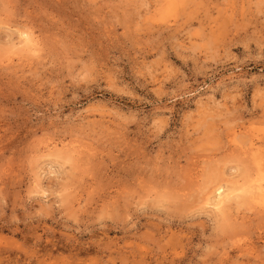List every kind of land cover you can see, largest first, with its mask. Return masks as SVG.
<instances>
[{
  "label": "rangeland",
  "instance_id": "1",
  "mask_svg": "<svg viewBox=\"0 0 264 264\" xmlns=\"http://www.w3.org/2000/svg\"><path fill=\"white\" fill-rule=\"evenodd\" d=\"M0 264H264V0H0Z\"/></svg>",
  "mask_w": 264,
  "mask_h": 264
},
{
  "label": "bare ground",
  "instance_id": "2",
  "mask_svg": "<svg viewBox=\"0 0 264 264\" xmlns=\"http://www.w3.org/2000/svg\"><path fill=\"white\" fill-rule=\"evenodd\" d=\"M20 35H22V34H20ZM22 38V37H21ZM30 43V42H29ZM226 183H228V182H226ZM238 184V183H237ZM215 185V184H214ZM240 185H242L241 183H240ZM248 185V184H247ZM246 185V186H247ZM237 186V185H236ZM260 186V185H259ZM239 187V186H238ZM223 188V187H222ZM247 188H245V190H246ZM219 190V189H218ZM223 190V189H222ZM232 191V190H231ZM230 190H229V192H231ZM218 194V193H217ZM237 194V193H236ZM242 194V193H241ZM246 194V193H245ZM256 194V193H255ZM239 195H240V192H239ZM253 195V194H252ZM232 196L234 197V195L232 194ZM217 197V196H216ZM215 197V198H216ZM231 197V196H230ZM230 197H226V195H223L222 193H220L219 194V196H218V198L216 199V204H214V205H216V206H222L224 203H225V200L226 199H228V198H230ZM240 197V196H239ZM248 197V196H247ZM232 198V197H231ZM230 198V199H231ZM211 199H212V197H211ZM235 199V198H234ZM238 199V198H237ZM242 199V198H241ZM256 199V198H255ZM215 200V199H214ZM229 200V199H228ZM249 200V199H248ZM250 200H251V198H250ZM231 201H233V200H231ZM213 202V201H212ZM246 202V201H245ZM239 203V202H238ZM224 206H225V204H224ZM223 206V207H224ZM240 206V205H239ZM221 208V207H220ZM217 209H218V207H217ZM219 210V209H218ZM221 210L223 211L224 209H222L221 208ZM217 211V210H216Z\"/></svg>",
  "mask_w": 264,
  "mask_h": 264
}]
</instances>
